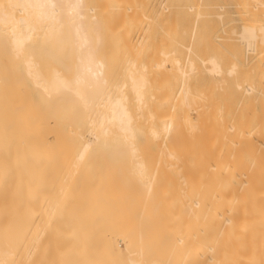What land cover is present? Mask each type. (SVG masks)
<instances>
[{
    "label": "bare ground",
    "instance_id": "obj_1",
    "mask_svg": "<svg viewBox=\"0 0 264 264\" xmlns=\"http://www.w3.org/2000/svg\"><path fill=\"white\" fill-rule=\"evenodd\" d=\"M233 5L224 68L220 0H0V264L30 235L59 264H264V0Z\"/></svg>",
    "mask_w": 264,
    "mask_h": 264
},
{
    "label": "rangeland",
    "instance_id": "obj_2",
    "mask_svg": "<svg viewBox=\"0 0 264 264\" xmlns=\"http://www.w3.org/2000/svg\"><path fill=\"white\" fill-rule=\"evenodd\" d=\"M155 1H158V0H153V2H155ZM213 0H209V2H212ZM224 5H225V7H229L228 8V18L230 19L228 22H226L223 26H221V24L219 25H217V26H215L216 27V32H213L212 33V35L210 34V32H209V29H208V34L210 35L209 36V39H212L211 40V42L214 44L213 46H210V47H207V48H204L205 50L204 51H202V53H205V54H208L209 52L210 53H214L213 51H217L216 53H219L220 54V51L223 53V54H225V52H227L226 54H229V52H228V49L230 50V46L228 47V49L226 50L224 47H222V46H220L219 45V43L218 42H220V40H217L216 41V39L215 38H213L214 37V35L215 34H218V32H220L219 34H220V36H221V39H222V37H223V39L224 38H228L227 40L229 41V43H232V44H234L235 46L237 45H239L238 43H237V41L235 40V34H232L231 33V31H230V29L232 30L233 28L235 29H238V27H239V25H240V23H242V18H241V14H239L236 10V7L233 5V0H220ZM231 2V3H230ZM157 3V2H156ZM227 3H229V4H227ZM227 4V5H226ZM233 7L234 6V9L233 8H231V7ZM236 9V10H235ZM211 10H213V11H216L217 10V8H212ZM230 10V11H229ZM230 12V13H229ZM237 12V13H236ZM214 23V21H211V24H213ZM210 25V24H209ZM214 27V28H215ZM222 28L223 27V30H219L218 28ZM225 29V30H224ZM222 31H225V33L224 32H222ZM218 34V35H219ZM233 38V39H232ZM222 39V41L223 42H225V41H227L226 39H225V41ZM227 41V42H228ZM227 42H225V43H227ZM228 44V43H227ZM218 47V46H220V47H222L223 48V51H222V49L219 47V49H216V47ZM208 48H209V50H208ZM213 48V49H212ZM226 48H227V46H226ZM212 49V50H211ZM209 52H208V51ZM226 50V51H225ZM222 54V58H224L223 60H224V63H223V66H224V68L228 65L227 64V62L226 61H228L229 60V58H228V60L226 59L228 56L225 54V55H223ZM230 55V54H229ZM227 56V57H226ZM229 62V61H228ZM197 63L199 64L198 66L200 67V72L201 73H199V75H198V78H197V80L199 81V82H203V81H207V80H205V79H207L208 77H207V74L204 72V70H203V64H200V62H199V60H197ZM201 80V81H200ZM236 101H234V106H236V105H238L239 103H237ZM256 104L255 105H258L257 103V101L255 102ZM241 104V103H240ZM239 104V105H240ZM239 105H238V107H239ZM256 107V109H258V106H255ZM242 108V104L240 105V108L239 109H241ZM237 110H238V108H237ZM104 163V162H103ZM49 165V164H48ZM61 165V164H60ZM37 170L40 172H42V176H41V178L42 179H44V180H49V182L51 183H53L54 181H55V178L56 177H59V173L58 172H56V170H54L53 168H37ZM128 190V192H129V194L128 195H126V192H124V190L123 189H121L120 190V195L122 196L121 198V201L122 202H126L127 200H129L130 198V196H132L133 195V189H132V186H129V188L127 189ZM125 197L126 198H128V199H125ZM70 209V208H69ZM126 209L129 211V212H131V202L129 201V205L126 207ZM71 210V209H70ZM70 210L67 212V214H66V222H65V228H66V240H65V242H64V259H65V263H68L67 261L70 259V257L71 256H69L70 255V239H69V234H70V232H69V230L71 229V216H70V214H71V212H70ZM133 214V213H132ZM130 215L129 216V219H128V221H132V218H133V215ZM30 232H32V231H30ZM31 237H32V235H30V238H29V236H28V241L26 242V249H29V251H28V254L25 256V254L23 253V255H22V264H53L54 262L55 263H57V264H59L60 262L59 261H61V256H60V254H61V252H60V246H61V244L57 241V242H55V244L54 245H51V244H47L44 240H41V242H39V245L37 246V247H33V245H34V243H33V240L31 239ZM24 249V248H23ZM24 252V251H23ZM30 252V253H29ZM72 258V257H71Z\"/></svg>",
    "mask_w": 264,
    "mask_h": 264
}]
</instances>
